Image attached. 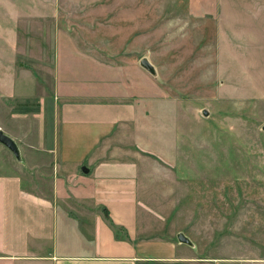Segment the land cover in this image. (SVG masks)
<instances>
[{"label": "rangeland", "instance_id": "1", "mask_svg": "<svg viewBox=\"0 0 264 264\" xmlns=\"http://www.w3.org/2000/svg\"><path fill=\"white\" fill-rule=\"evenodd\" d=\"M216 3L0 0V49L41 78L57 74L65 91L135 105L141 145L172 168L171 193L165 182L158 193L174 204L167 224L188 236L194 263L264 264V32L241 41L251 58ZM9 152L0 143V171Z\"/></svg>", "mask_w": 264, "mask_h": 264}, {"label": "crops", "instance_id": "2", "mask_svg": "<svg viewBox=\"0 0 264 264\" xmlns=\"http://www.w3.org/2000/svg\"><path fill=\"white\" fill-rule=\"evenodd\" d=\"M216 9L250 52L241 41L264 32V0H217ZM7 51L0 98L36 104L0 105V128L19 152L0 171V264H196L183 231L167 224L174 204L158 184L171 193L172 168L141 145L135 105L65 91L57 74L41 78Z\"/></svg>", "mask_w": 264, "mask_h": 264}, {"label": "water", "instance_id": "3", "mask_svg": "<svg viewBox=\"0 0 264 264\" xmlns=\"http://www.w3.org/2000/svg\"><path fill=\"white\" fill-rule=\"evenodd\" d=\"M140 64L143 67H145L147 70H149L150 72L154 70L153 64L145 56L140 58ZM205 112L206 110H204V113ZM0 142L3 143L5 146H7L16 156H19L16 142L10 135L5 133L1 128H0ZM81 168L83 171L89 170V168L85 165H83ZM177 238L181 242H186V243L190 242V239L188 238V236L185 235L183 232H178Z\"/></svg>", "mask_w": 264, "mask_h": 264}, {"label": "trees", "instance_id": "4", "mask_svg": "<svg viewBox=\"0 0 264 264\" xmlns=\"http://www.w3.org/2000/svg\"><path fill=\"white\" fill-rule=\"evenodd\" d=\"M18 109H20V110H23V111H26V110H28L29 108H28V107H25V106H23L22 108H18ZM115 234H117V235H118V230H116V231H115Z\"/></svg>", "mask_w": 264, "mask_h": 264}]
</instances>
